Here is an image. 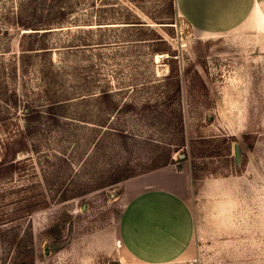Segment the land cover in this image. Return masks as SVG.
<instances>
[{
  "label": "rangeland",
  "instance_id": "1",
  "mask_svg": "<svg viewBox=\"0 0 264 264\" xmlns=\"http://www.w3.org/2000/svg\"><path fill=\"white\" fill-rule=\"evenodd\" d=\"M165 11L166 0H0V264H264V27L198 37L176 10L173 23L146 15ZM128 12L141 27L96 24ZM30 45L47 52L22 58ZM190 63L203 97L186 87ZM167 154L154 170L168 171L190 227L165 224L151 196L124 229L133 195L161 184L148 172L99 186L124 160L133 171Z\"/></svg>",
  "mask_w": 264,
  "mask_h": 264
},
{
  "label": "crops",
  "instance_id": "2",
  "mask_svg": "<svg viewBox=\"0 0 264 264\" xmlns=\"http://www.w3.org/2000/svg\"><path fill=\"white\" fill-rule=\"evenodd\" d=\"M174 6L177 15L196 30L198 37L219 36L258 30L264 27V0H174ZM149 172L151 173L146 172L148 173L146 174L147 179L153 178L156 184L160 183L161 186L151 183L154 186L147 188L148 190L144 193L140 191L133 195L129 201L128 209L122 216L121 224L124 229L131 225L132 218L135 220L134 225H137L136 216L132 217L131 208L140 209L143 205L142 199L144 197L151 198V196H153V200H157V203L165 204V209L169 210L168 217L164 218L165 224L167 220L169 226L179 225V232L182 228L183 230L189 228L190 218L186 208H181V213L180 207L176 203L178 195L174 193L175 190L171 186V181L165 178L168 171L154 170V172ZM139 201L141 202L138 203ZM178 209L180 211L176 214L174 211Z\"/></svg>",
  "mask_w": 264,
  "mask_h": 264
},
{
  "label": "trees",
  "instance_id": "3",
  "mask_svg": "<svg viewBox=\"0 0 264 264\" xmlns=\"http://www.w3.org/2000/svg\"><path fill=\"white\" fill-rule=\"evenodd\" d=\"M133 15V14H131ZM148 15V17L154 22V23H161V24H166V23H173L174 20V16H175V6H174V0H166V11L160 15L158 18L153 17L151 14H146ZM114 24V23H123L125 24V27H141L140 23H142L141 21H139L137 16H130L129 12L127 16H124L122 18H118L117 21L115 22H97L96 24ZM19 25L25 28H32V29H37L32 27V24H27L25 22L20 21ZM113 27V26H110ZM161 27H171V26H161ZM150 29V28H149ZM166 30H168L169 28H165ZM151 30V33H154L156 36L155 37H147L145 38V40H148L147 43H153L156 42L157 39H159L160 37L158 36V34L156 33L155 30ZM37 33V32H35ZM30 36V35H27ZM136 41H139L140 39H134ZM150 40V41H149ZM200 43V42H198ZM36 49H42L41 52H47L46 50H43L44 47H32V45H30L28 48H24L22 49V55L21 57H25L27 56V51H33ZM195 51V50H194ZM197 54V57L200 58V55L197 53V51L195 52ZM198 63L200 65V67L203 69V67H205V61L204 60H198ZM183 72V76L186 82V87L188 89V91L191 93H196L197 96L203 97L207 94V87L206 84L204 82V80L202 79L199 70L196 68V66L193 63L188 64L187 66H185L182 70ZM179 87V86H178ZM179 89V88H178ZM99 92L101 93L100 95H103V97L108 98L110 93L109 90L107 89H102L99 90ZM196 96V98H197ZM57 105L59 104H53L51 103L50 105L48 104V108L47 109H54L55 107H58ZM111 108H115L114 105L111 106ZM29 113L28 116L30 115L32 117V115L36 118L39 117V113ZM27 134L31 135L32 131L27 132ZM121 137L122 138H127L128 135H126L125 133H121ZM131 139L137 143L138 139L134 138L133 136H131ZM198 140H200L201 143L205 142V138H199ZM235 139L230 137V136H226L225 138H223V142L226 143L225 149L229 150L231 147V142L234 141ZM215 145V144H214ZM208 146V147H203L201 146V148H203L201 150V153L199 154L200 157H204V156H211V155H215V151H217L216 149L218 148V146ZM121 150H128V146H127V142L123 139L120 140V145H119ZM157 161H153V162H148L147 165L142 166V168H136L139 169V171L137 172L136 169L134 168L133 171H131L132 166L129 164V160H124L123 164L121 166H119L118 168L114 169L113 172L110 173V178L108 180V182H106V184L100 185L99 187H104L106 185H112L115 183H118L120 181L126 180L129 177H132L133 175H140L149 171H152L154 169H158V168H162L164 166H167V164L173 163V159L171 158L170 154L164 155V156H158V158H156ZM12 167V165H11ZM192 171L193 174L196 175V171H195V166H192ZM88 191H85L83 193H86ZM82 193V194H83ZM73 197V196H72ZM66 199V198H65ZM61 229L62 226L59 225V223L57 222L54 225L51 237L54 238H59L61 236Z\"/></svg>",
  "mask_w": 264,
  "mask_h": 264
},
{
  "label": "water",
  "instance_id": "4",
  "mask_svg": "<svg viewBox=\"0 0 264 264\" xmlns=\"http://www.w3.org/2000/svg\"><path fill=\"white\" fill-rule=\"evenodd\" d=\"M233 151H234L235 162L238 163L240 161V148L237 142H235L233 145ZM183 157H185L184 153L178 154V159H181Z\"/></svg>",
  "mask_w": 264,
  "mask_h": 264
}]
</instances>
